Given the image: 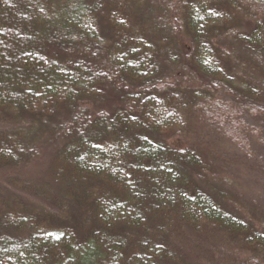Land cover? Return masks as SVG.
Instances as JSON below:
<instances>
[{
  "label": "trees",
  "instance_id": "obj_1",
  "mask_svg": "<svg viewBox=\"0 0 264 264\" xmlns=\"http://www.w3.org/2000/svg\"><path fill=\"white\" fill-rule=\"evenodd\" d=\"M107 100L122 108H100ZM62 106L66 118L42 122ZM263 106L264 0H0V121L38 123L0 130V169L54 147L67 224L66 239L27 232L31 212L9 210L0 264H186L178 247L209 230L254 251L232 264H264V222L172 135L185 108L243 143L242 108Z\"/></svg>",
  "mask_w": 264,
  "mask_h": 264
},
{
  "label": "rangeland",
  "instance_id": "obj_2",
  "mask_svg": "<svg viewBox=\"0 0 264 264\" xmlns=\"http://www.w3.org/2000/svg\"><path fill=\"white\" fill-rule=\"evenodd\" d=\"M99 32L100 42L111 41L107 26L102 25ZM227 101L232 102L229 98ZM85 102L96 112L93 105L96 102L92 99ZM106 102L108 105L105 102L101 103L100 108H105L110 113L122 108L113 100ZM242 109L239 118L247 126V129L243 130V143L227 136V131L219 124H207L198 119H188L185 108H179L176 111L175 117L180 123V131L179 134L172 135L179 140V143L181 142V147L200 151L209 164L217 169L220 180L229 182L226 188L234 198L240 200L243 206L254 215L257 223H263L264 114H253L247 109ZM4 116V120L0 121V130L29 129L37 123L32 116H22L18 119ZM47 117L49 116H45L42 122H53L59 117L64 119L66 109L64 106L59 107L53 117ZM172 141L174 139L168 143L171 144ZM53 148L42 151L40 159L29 167L19 170L0 169V218L6 212L13 210L23 212L26 209L32 216L26 226L27 232L45 230L55 237L66 239V195L64 196L65 189L62 182L58 180L60 170H64L66 174V165H57L54 154L56 149ZM25 186H38L41 189L47 187L48 192L62 197L61 207H55L49 195L37 197L32 191L22 190L21 187ZM75 209L78 208H67V210ZM31 222L33 225L30 227ZM200 233L193 236L188 234L189 239L192 238L194 242L189 246L183 244V247H178L180 254H183L187 260L186 264H216L215 260H219V257L224 254L230 257L226 264H232V260L239 257L250 259L254 256L251 248L244 247L243 244H233L229 237L218 235L213 230Z\"/></svg>",
  "mask_w": 264,
  "mask_h": 264
}]
</instances>
